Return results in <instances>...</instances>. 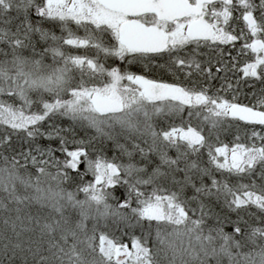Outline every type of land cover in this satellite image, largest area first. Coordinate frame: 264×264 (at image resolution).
I'll list each match as a JSON object with an SVG mask.
<instances>
[{
	"label": "snow or ice",
	"instance_id": "snow-or-ice-1",
	"mask_svg": "<svg viewBox=\"0 0 264 264\" xmlns=\"http://www.w3.org/2000/svg\"><path fill=\"white\" fill-rule=\"evenodd\" d=\"M0 264H264V0H0Z\"/></svg>",
	"mask_w": 264,
	"mask_h": 264
},
{
	"label": "rangeland",
	"instance_id": "rangeland-1",
	"mask_svg": "<svg viewBox=\"0 0 264 264\" xmlns=\"http://www.w3.org/2000/svg\"><path fill=\"white\" fill-rule=\"evenodd\" d=\"M73 28H74V30H75V26H73ZM57 34H59V31H57ZM79 34H80V35H83V32L80 31ZM70 51H71L73 54H85V51H86V50H83V49H81V50L71 49ZM87 54H89V55L93 54V50H87ZM138 67L141 68V66H138ZM159 73H161V72H159V69H156V70H154V71H150V74H151V75H157V76H160L161 74H159ZM226 143H228V142H226Z\"/></svg>",
	"mask_w": 264,
	"mask_h": 264
},
{
	"label": "flooded vegetation",
	"instance_id": "flooded-vegetation-1",
	"mask_svg": "<svg viewBox=\"0 0 264 264\" xmlns=\"http://www.w3.org/2000/svg\"><path fill=\"white\" fill-rule=\"evenodd\" d=\"M141 67H142V66H141ZM137 69H139V67H138V66H134V70H137ZM160 71H161V73H159V74H161L160 76H163L164 79H171V78L167 75L166 72H164L163 70H160V69H159V72H160ZM149 75H150V76H157V75H151L150 72H149ZM245 101H246V100H245ZM245 101H244V102H245Z\"/></svg>",
	"mask_w": 264,
	"mask_h": 264
},
{
	"label": "trees",
	"instance_id": "trees-1",
	"mask_svg": "<svg viewBox=\"0 0 264 264\" xmlns=\"http://www.w3.org/2000/svg\"><path fill=\"white\" fill-rule=\"evenodd\" d=\"M160 72H161V71H160ZM247 102H248V101L246 100L245 103H247ZM231 139H232V137H227L226 139H224V142H225V143H226V142H229ZM124 239H125V242L130 243V241L128 240L127 237H125Z\"/></svg>",
	"mask_w": 264,
	"mask_h": 264
},
{
	"label": "water",
	"instance_id": "water-1",
	"mask_svg": "<svg viewBox=\"0 0 264 264\" xmlns=\"http://www.w3.org/2000/svg\"><path fill=\"white\" fill-rule=\"evenodd\" d=\"M129 245H130V243H129Z\"/></svg>",
	"mask_w": 264,
	"mask_h": 264
}]
</instances>
